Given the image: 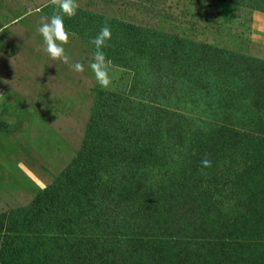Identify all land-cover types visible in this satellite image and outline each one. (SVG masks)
<instances>
[{
	"label": "rangeland",
	"instance_id": "374dc122",
	"mask_svg": "<svg viewBox=\"0 0 264 264\" xmlns=\"http://www.w3.org/2000/svg\"><path fill=\"white\" fill-rule=\"evenodd\" d=\"M74 2L0 0V264H264V0Z\"/></svg>",
	"mask_w": 264,
	"mask_h": 264
},
{
	"label": "clouds",
	"instance_id": "9594fccd",
	"mask_svg": "<svg viewBox=\"0 0 264 264\" xmlns=\"http://www.w3.org/2000/svg\"><path fill=\"white\" fill-rule=\"evenodd\" d=\"M75 13L76 6L74 0H58V8L54 9L52 15L42 18L36 31L40 37V48L53 64L59 61L68 65L71 71L80 73L84 71V66L79 61L73 62L64 46L72 35L65 28V18H70ZM110 38L111 28L105 23L90 40L95 50L91 61L88 62V68L92 78L101 88H108L111 83L108 61L103 51ZM210 163L208 159L201 161L204 167L209 166Z\"/></svg>",
	"mask_w": 264,
	"mask_h": 264
}]
</instances>
